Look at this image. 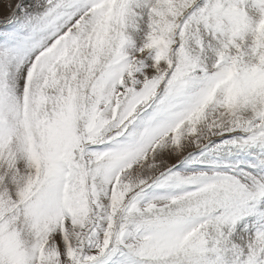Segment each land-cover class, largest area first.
Masks as SVG:
<instances>
[{"label": "snow or ice", "instance_id": "snow-or-ice-1", "mask_svg": "<svg viewBox=\"0 0 264 264\" xmlns=\"http://www.w3.org/2000/svg\"><path fill=\"white\" fill-rule=\"evenodd\" d=\"M0 264H264V0H4Z\"/></svg>", "mask_w": 264, "mask_h": 264}, {"label": "rangeland", "instance_id": "rangeland-1", "mask_svg": "<svg viewBox=\"0 0 264 264\" xmlns=\"http://www.w3.org/2000/svg\"><path fill=\"white\" fill-rule=\"evenodd\" d=\"M17 0H12V3L15 4ZM8 9L5 7L4 0H0V22L8 15Z\"/></svg>", "mask_w": 264, "mask_h": 264}]
</instances>
